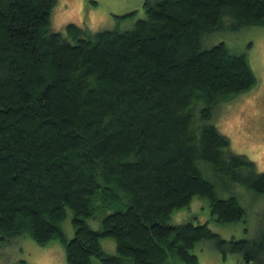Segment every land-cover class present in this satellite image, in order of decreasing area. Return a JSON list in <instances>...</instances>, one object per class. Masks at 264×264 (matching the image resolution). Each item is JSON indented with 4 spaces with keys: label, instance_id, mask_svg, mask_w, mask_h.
Masks as SVG:
<instances>
[{
    "label": "trees",
    "instance_id": "16d2710c",
    "mask_svg": "<svg viewBox=\"0 0 264 264\" xmlns=\"http://www.w3.org/2000/svg\"><path fill=\"white\" fill-rule=\"evenodd\" d=\"M56 2L0 0V245L26 233L59 241L67 264H199L192 249L212 240L222 256L264 264V217L258 235L240 238L169 223L195 196L217 223L244 219L200 162L264 193V171L231 152L212 120L256 77L245 52L205 40L264 25V0H143L131 27L92 34L73 22L51 30ZM97 213L95 230L86 220Z\"/></svg>",
    "mask_w": 264,
    "mask_h": 264
},
{
    "label": "rangeland",
    "instance_id": "374dc122",
    "mask_svg": "<svg viewBox=\"0 0 264 264\" xmlns=\"http://www.w3.org/2000/svg\"><path fill=\"white\" fill-rule=\"evenodd\" d=\"M142 1L57 0L51 12L50 28L64 33L65 24L73 22L84 27L88 34L104 28L126 29L132 26L135 19L144 16ZM129 11L132 12L129 15L115 17ZM218 39H223L234 52H245L256 83L233 99L219 102L213 109V124L229 139L228 149L231 152L243 154L253 161L255 172L264 171V25L244 26L238 31L215 32L205 40L211 43ZM199 164L220 197L232 194L237 198L244 209V219L217 223L210 218L206 200L195 196L188 207L173 212L169 223L179 224L187 220L194 223L207 222L211 231L223 238L258 235L264 217V193L254 192L236 181L217 176L204 162ZM95 201L96 197L92 203ZM100 215L97 213L96 217L86 220L92 229L100 228ZM70 218L71 211L67 209L61 228L68 238L73 234ZM100 245L107 253L115 252V242L110 237L100 238ZM192 252L196 254L199 264H253L242 262L236 253L222 256L212 240L198 242ZM0 264L67 263L63 245L59 241L52 239L45 245H39L25 233L14 235L0 245ZM93 264L101 263L93 258Z\"/></svg>",
    "mask_w": 264,
    "mask_h": 264
}]
</instances>
